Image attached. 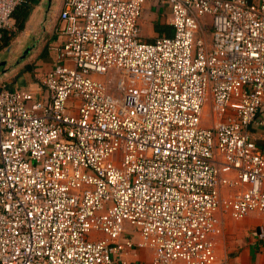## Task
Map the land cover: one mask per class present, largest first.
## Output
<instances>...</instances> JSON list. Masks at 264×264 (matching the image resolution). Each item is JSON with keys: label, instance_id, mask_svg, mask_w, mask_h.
Segmentation results:
<instances>
[{"label": "built area", "instance_id": "obj_1", "mask_svg": "<svg viewBox=\"0 0 264 264\" xmlns=\"http://www.w3.org/2000/svg\"><path fill=\"white\" fill-rule=\"evenodd\" d=\"M148 1L173 36L142 39ZM24 2L0 0V45ZM60 22L44 79L0 90V264H216L224 219L264 216V0H63Z\"/></svg>", "mask_w": 264, "mask_h": 264}, {"label": "crops", "instance_id": "obj_2", "mask_svg": "<svg viewBox=\"0 0 264 264\" xmlns=\"http://www.w3.org/2000/svg\"><path fill=\"white\" fill-rule=\"evenodd\" d=\"M62 3L63 0H25L21 5L29 4L31 12L24 24L25 28L21 31L14 18L18 35L9 46L0 50V90L4 86L13 90L16 87H25L31 82H39L52 69L54 61L49 48L46 50V45L50 46L59 36L62 27ZM170 19L171 10L168 6L148 1L139 22L142 39L152 42L160 36H173L174 27L170 24ZM36 31L40 33L38 38L45 39V42L39 45L42 40L38 43L35 40L31 45L23 47L21 37ZM15 43H18L16 49L13 48ZM27 49L30 51L25 55ZM6 50L22 54L21 59L14 63L9 57L2 62L1 54ZM20 50L21 53H18ZM257 121L250 127V131L252 138L264 153V107L259 112ZM217 255L216 264H264L263 214L254 212L238 221L226 217L224 232L217 238ZM132 260L134 264H151V252L139 251Z\"/></svg>", "mask_w": 264, "mask_h": 264}, {"label": "rangeland", "instance_id": "obj_3", "mask_svg": "<svg viewBox=\"0 0 264 264\" xmlns=\"http://www.w3.org/2000/svg\"><path fill=\"white\" fill-rule=\"evenodd\" d=\"M209 20V19H208ZM16 24V23H15ZM14 24V25H15ZM7 31H9L10 33H14L15 34V37H16V35H18L17 34V32H18V30H17V27H16V25L14 26V28L13 29H8ZM39 34L40 33H38V31H36V32H34V33H30L28 36H26V35H24L23 37H21L22 39H23V41H22V45H23V47H25L26 45H31L32 43H34L35 42V40H36V43H38L40 40H42L41 41V43L39 44V45H41V44H43L44 42H45V39H40V38H38L39 37ZM15 37H14V39L13 40H15ZM18 43H15L14 44V46H13V48H18L16 45H17ZM20 44V43H19ZM5 45H3V44H1L0 45V50L1 49H3V47H4ZM21 49H23V48H21ZM21 51L22 50H20V51H18V53H21ZM21 56H22V54L21 55H18V54H16V53H13L12 51H8V50H6V51H3L2 52V54H1V59H2V62H3V60L5 59V58H9L10 57V59L11 60H13L14 61V63H17L20 59H21ZM0 70H1V67H0ZM208 112H209V110H208V108L205 110V112H204V118H205V120H204V123H203V125L205 126V127H208V126H211L213 123H212V121L209 119V118H206V116H207V114H208ZM229 220H230V218H229Z\"/></svg>", "mask_w": 264, "mask_h": 264}, {"label": "trees", "instance_id": "obj_4", "mask_svg": "<svg viewBox=\"0 0 264 264\" xmlns=\"http://www.w3.org/2000/svg\"><path fill=\"white\" fill-rule=\"evenodd\" d=\"M30 12H31V6L29 4H24L23 6L19 7L16 10L14 14V18L17 21L16 25L20 31L25 28L24 24L26 23L30 15ZM14 37H15L14 33H10L9 31L5 30L3 34V40H2V44L5 45L3 48L9 46V44L14 39ZM48 48H49V45H46V50H48Z\"/></svg>", "mask_w": 264, "mask_h": 264}, {"label": "water", "instance_id": "obj_5", "mask_svg": "<svg viewBox=\"0 0 264 264\" xmlns=\"http://www.w3.org/2000/svg\"><path fill=\"white\" fill-rule=\"evenodd\" d=\"M30 51V49H27L26 52H25V55Z\"/></svg>", "mask_w": 264, "mask_h": 264}]
</instances>
